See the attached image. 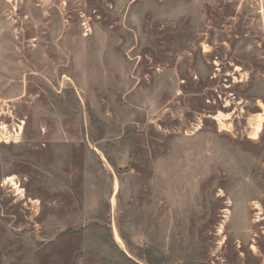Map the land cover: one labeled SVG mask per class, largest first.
<instances>
[{
	"label": "rangeland",
	"instance_id": "374dc122",
	"mask_svg": "<svg viewBox=\"0 0 264 264\" xmlns=\"http://www.w3.org/2000/svg\"><path fill=\"white\" fill-rule=\"evenodd\" d=\"M0 264H264V0H0Z\"/></svg>",
	"mask_w": 264,
	"mask_h": 264
},
{
	"label": "bare ground",
	"instance_id": "6f19581e",
	"mask_svg": "<svg viewBox=\"0 0 264 264\" xmlns=\"http://www.w3.org/2000/svg\"><path fill=\"white\" fill-rule=\"evenodd\" d=\"M218 120H219V119H218ZM260 132H261V127L259 126V127L257 128L256 133L253 135V139H254V140H256V139L259 138V133H260ZM117 187H118V186H116L115 188L117 189ZM116 192H117V191H116ZM115 234H116V238H117L118 240H120V237H119L117 231H115Z\"/></svg>",
	"mask_w": 264,
	"mask_h": 264
}]
</instances>
